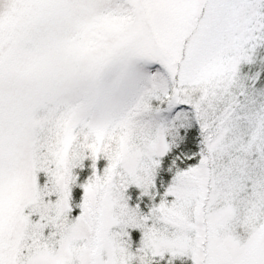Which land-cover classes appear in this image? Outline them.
<instances>
[{
	"label": "snow or ice",
	"instance_id": "6c2138e0",
	"mask_svg": "<svg viewBox=\"0 0 264 264\" xmlns=\"http://www.w3.org/2000/svg\"><path fill=\"white\" fill-rule=\"evenodd\" d=\"M0 264H264V0H0Z\"/></svg>",
	"mask_w": 264,
	"mask_h": 264
}]
</instances>
